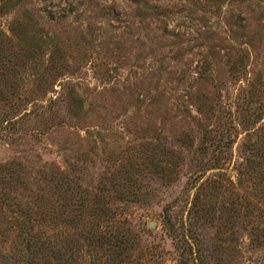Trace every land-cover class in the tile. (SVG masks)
Here are the masks:
<instances>
[{"label": "rangeland", "instance_id": "1", "mask_svg": "<svg viewBox=\"0 0 264 264\" xmlns=\"http://www.w3.org/2000/svg\"><path fill=\"white\" fill-rule=\"evenodd\" d=\"M29 235L264 264V0H0V264Z\"/></svg>", "mask_w": 264, "mask_h": 264}, {"label": "trees", "instance_id": "2", "mask_svg": "<svg viewBox=\"0 0 264 264\" xmlns=\"http://www.w3.org/2000/svg\"><path fill=\"white\" fill-rule=\"evenodd\" d=\"M111 232V231H110ZM30 238L25 240L26 244L23 246V254L22 258L25 261V264H43L45 259L44 256L50 255V257L53 259V264H84L79 259V257L76 254H72V252L68 251H58L56 249L51 250L52 247L49 246V241L47 240H40L34 237L33 235H29ZM111 244L109 246L114 247L115 249H121L123 244L121 243V240H113L111 239ZM124 242V241H122ZM104 243L108 244L109 240H104ZM49 253V255H47ZM40 255V256H37ZM44 255V256H43ZM39 258L37 261H42L41 263H37L33 260L34 257ZM47 258V257H46ZM79 259V260H77ZM12 262V261H10ZM23 264V263H21Z\"/></svg>", "mask_w": 264, "mask_h": 264}, {"label": "water", "instance_id": "3", "mask_svg": "<svg viewBox=\"0 0 264 264\" xmlns=\"http://www.w3.org/2000/svg\"><path fill=\"white\" fill-rule=\"evenodd\" d=\"M155 226V223L154 222H150L149 223V227H154Z\"/></svg>", "mask_w": 264, "mask_h": 264}]
</instances>
